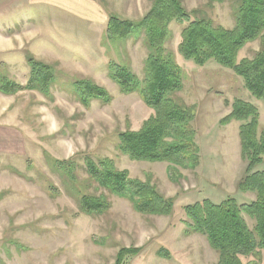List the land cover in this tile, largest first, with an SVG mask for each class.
<instances>
[{"label":"rangeland","instance_id":"1","mask_svg":"<svg viewBox=\"0 0 264 264\" xmlns=\"http://www.w3.org/2000/svg\"><path fill=\"white\" fill-rule=\"evenodd\" d=\"M14 1L0 0V75L25 85L30 53L54 68L56 82L49 96L35 88L0 92V264H114L121 247L140 248L138 254L126 255L122 264H215L218 254L206 237L184 232L183 206L204 198L219 202L233 196L238 203L254 199L253 193L237 188L245 167L240 121H219L230 112L233 99L241 98L257 108L260 132L264 101L253 97L230 68L212 60L197 65L183 58L177 45L184 24L172 21L166 46L182 70L178 95L195 106L192 126L199 146V164L193 170L179 168L175 183L168 178L167 162L132 160L117 150V132L137 130L153 110L138 92L123 93L107 69L113 60L129 65L141 78L143 37L111 43L105 39L107 20L109 16L138 20L152 0H104L109 12L104 30L95 29L87 16L57 14L44 5L17 6ZM181 2L186 10L204 8L215 24L233 26L228 1L209 7L205 0ZM257 48V40L247 43L237 61L251 57ZM79 78L105 88L110 101L92 100L84 106L70 87ZM85 154L111 158L118 169L149 180L161 194L174 197L171 213H140L127 199L112 194L105 213H78L74 189L93 192L94 187L85 183L81 167L73 186L53 168V160L75 157L79 163ZM242 215L252 228L254 220ZM247 259L242 258L244 263Z\"/></svg>","mask_w":264,"mask_h":264},{"label":"trees","instance_id":"2","mask_svg":"<svg viewBox=\"0 0 264 264\" xmlns=\"http://www.w3.org/2000/svg\"><path fill=\"white\" fill-rule=\"evenodd\" d=\"M225 1L234 21L231 27L215 24L204 8L186 10L181 0H152L148 12L134 21L108 18L106 40L116 43L142 36L146 49L141 78L129 65L113 60L107 65L108 75L123 93L138 92L153 110L137 130L126 128L117 132V150L132 160L167 162L168 178L175 183H179L181 176L179 168L193 170L199 164V146L192 126L195 106L187 105L178 95L182 88V70L166 46L172 36L169 28L172 21L184 24L177 45L183 58L197 65L212 60L230 68L242 78L253 97L264 101V0H205L208 7ZM256 40L258 48L254 54L237 61L238 51ZM26 59L30 67L28 82L21 85L0 75V92L8 95L35 88L49 96L56 82L54 68L30 53ZM70 87L84 106L92 100L107 103L111 99L105 88L89 78L75 79ZM225 103L229 104L227 100ZM230 108L219 122L240 121V156L245 167L237 188L253 193L254 199L238 203L233 196H228L219 202L204 198L186 204L183 206L184 232L206 237L218 254L215 264H264V128L258 132L259 113L249 101L235 98ZM75 159H54L53 168L65 174L73 185L81 167L86 174L85 183L94 187L93 192L72 190L78 213L92 216L105 213L111 204L109 194L127 199L140 213H171L174 197L161 194L149 180L131 177L128 170L118 169L111 158L85 154L78 158L79 163ZM243 213L254 220L252 228ZM139 251L137 247L119 248L114 264H122L126 255H136ZM243 257L248 258L245 263Z\"/></svg>","mask_w":264,"mask_h":264},{"label":"crops","instance_id":"3","mask_svg":"<svg viewBox=\"0 0 264 264\" xmlns=\"http://www.w3.org/2000/svg\"><path fill=\"white\" fill-rule=\"evenodd\" d=\"M14 2L17 6L44 5L53 8L52 12L57 14L67 12L79 14L82 17L87 16L88 21L95 26V29L102 30L105 29L109 13L104 5V0H15Z\"/></svg>","mask_w":264,"mask_h":264}]
</instances>
